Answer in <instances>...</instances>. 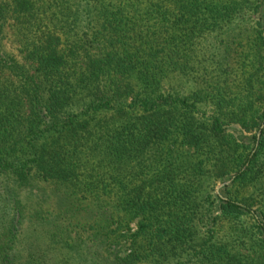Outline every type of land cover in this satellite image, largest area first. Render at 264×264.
Returning a JSON list of instances; mask_svg holds the SVG:
<instances>
[{
    "label": "trees",
    "instance_id": "16d2710c",
    "mask_svg": "<svg viewBox=\"0 0 264 264\" xmlns=\"http://www.w3.org/2000/svg\"><path fill=\"white\" fill-rule=\"evenodd\" d=\"M0 264H264V0H0Z\"/></svg>",
    "mask_w": 264,
    "mask_h": 264
},
{
    "label": "rangeland",
    "instance_id": "374dc122",
    "mask_svg": "<svg viewBox=\"0 0 264 264\" xmlns=\"http://www.w3.org/2000/svg\"><path fill=\"white\" fill-rule=\"evenodd\" d=\"M18 40H20V38L19 37L17 38L14 28L9 27V29L7 31V40L4 42L6 44L7 49L10 51H14V50L18 49L19 48V41ZM172 82H173V85H175V86H178L180 83L179 79H176V78L173 79ZM229 185H231V182L229 180L225 181L224 183H218L216 188H215V191L210 190L209 192L211 194H214V192H217L221 195V189H223V188H225V186H229ZM132 228H133V230L136 229L135 224L132 225Z\"/></svg>",
    "mask_w": 264,
    "mask_h": 264
},
{
    "label": "water",
    "instance_id": "95a60500",
    "mask_svg": "<svg viewBox=\"0 0 264 264\" xmlns=\"http://www.w3.org/2000/svg\"><path fill=\"white\" fill-rule=\"evenodd\" d=\"M260 135V133L258 134V136ZM226 185V184H225Z\"/></svg>",
    "mask_w": 264,
    "mask_h": 264
}]
</instances>
